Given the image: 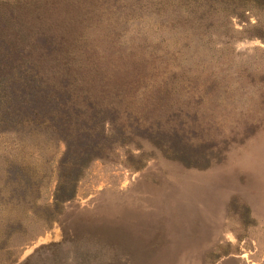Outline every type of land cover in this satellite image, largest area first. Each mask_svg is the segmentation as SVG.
Masks as SVG:
<instances>
[{
  "label": "rangeland",
  "instance_id": "1",
  "mask_svg": "<svg viewBox=\"0 0 264 264\" xmlns=\"http://www.w3.org/2000/svg\"><path fill=\"white\" fill-rule=\"evenodd\" d=\"M0 264H264V0H0Z\"/></svg>",
  "mask_w": 264,
  "mask_h": 264
}]
</instances>
